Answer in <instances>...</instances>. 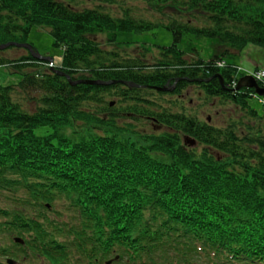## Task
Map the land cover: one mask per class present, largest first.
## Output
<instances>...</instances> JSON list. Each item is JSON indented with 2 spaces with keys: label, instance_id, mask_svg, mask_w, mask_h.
I'll return each instance as SVG.
<instances>
[{
  "label": "trees",
  "instance_id": "obj_1",
  "mask_svg": "<svg viewBox=\"0 0 264 264\" xmlns=\"http://www.w3.org/2000/svg\"><path fill=\"white\" fill-rule=\"evenodd\" d=\"M146 1L185 11L200 26L192 17L164 26L134 8L115 17L102 3L0 0V45L26 44L33 27L48 29L63 51L61 73L112 83L72 86L28 51L18 59L4 55L16 47L0 51V67L21 77L0 84V190L25 194L0 208V234L24 240L26 264H188L196 255L264 264V114L250 104L253 90L232 88L238 65L227 60L248 45L264 48V0ZM160 26L173 32L170 46L118 41ZM187 36L217 49L205 60L181 48ZM189 89L246 118L222 128L200 122L182 111ZM143 120L155 132H136Z\"/></svg>",
  "mask_w": 264,
  "mask_h": 264
},
{
  "label": "rangeland",
  "instance_id": "obj_2",
  "mask_svg": "<svg viewBox=\"0 0 264 264\" xmlns=\"http://www.w3.org/2000/svg\"><path fill=\"white\" fill-rule=\"evenodd\" d=\"M73 4L78 7H94L100 3L105 7V10H109L110 14L113 16H117V12L119 9H136L139 12L141 11L143 14V18L147 20H151L162 25H169V21L177 20L179 23L187 24L189 23L190 18L193 19L192 25L200 26L196 23L194 16L187 14L183 11L179 15L176 11L172 9L157 10L156 8H152L148 6L146 0H113L112 3H106L104 0H71ZM123 6V7H122ZM160 26L159 28L145 33L143 35H135L133 33L129 34H120L118 35V41L127 42V41H139L141 43H147L154 48H158L157 46L167 47L173 43V32L171 30L166 29V27ZM96 40L102 44L103 46L107 44L108 49H113V45L108 43V36L105 34H100L96 37ZM54 39L52 34L48 29H42L38 27H33L30 33V37L26 44L32 46L34 51L38 52L41 57L44 58L50 57L54 60V64H52L53 68H59L62 63V53L63 51L59 48H55L53 46ZM24 44V43H22ZM14 47V46H11ZM189 47H194L198 53V55L208 60L210 56L213 55L214 51L217 49L215 43L209 41L208 39H195L191 36H187L184 39V42L181 45V48L188 49ZM17 48V47H16ZM9 49V48H8ZM7 50V49H6ZM27 49L17 48L8 50L4 53V55L10 59H18L19 57L27 54ZM4 51V50H3ZM235 52V51H231ZM192 53V52H191ZM194 54H197L193 52ZM158 54V53H157ZM187 58L194 57L189 55ZM159 56V55H158ZM227 60H234L239 67L242 68L243 71L240 73H244L245 75H250L254 80L256 79L255 75L258 72H264V48H260L253 45H248L241 55H236L232 58H227ZM46 69L49 68L50 63L44 60H38ZM153 61L152 63H154ZM21 80V77L17 73H13L10 67H0V84L1 85H16ZM258 81V80H257ZM262 83V84H260ZM258 86L264 87V82L258 81ZM23 96V95H22ZM159 95H150V98L157 99ZM164 100L170 99V96H164ZM264 100V97L262 98ZM171 100V99H170ZM183 104L181 105L182 111L186 114L197 117L202 122H208L209 124L222 128L228 126L232 121L233 122H241L244 120V113L240 111V109L236 108L234 105H223L221 104L219 99H208L205 95L199 94L195 89H189L188 93L185 92L184 97L181 98ZM107 101H114L113 98H108ZM250 104L258 110L260 113H264V105L260 101V97L255 96L250 99ZM29 105H25L26 108ZM91 107H101V105L92 104ZM34 108V107H33ZM117 110H120L118 104H116ZM172 111L180 112V109H172ZM100 113V111L98 112ZM129 119V118H128ZM125 118H118L117 123L123 125L124 122L128 121ZM246 123H249V120H245ZM264 122L260 123L263 126ZM264 130V127H262ZM135 130L140 134H152L155 132L151 123L146 121H142L140 123L135 122ZM188 148L197 152L198 154L201 152L200 146L185 144ZM20 197H25L23 192L12 193L8 190H0V208H8L14 205L13 199H19ZM25 199V198H24ZM19 203V202H18ZM16 203V204H18ZM15 204V206H17ZM13 207V206H12ZM11 237V236H10ZM9 235L0 234V243L4 248H9V246H15L13 239H11ZM16 248V246H15ZM205 255L204 253H202ZM206 256V255H205ZM188 264H217L216 260L212 258L205 259L204 256H191ZM171 261V260H170ZM168 261V262H170ZM113 264V262H110ZM185 264L184 262H181Z\"/></svg>",
  "mask_w": 264,
  "mask_h": 264
},
{
  "label": "water",
  "instance_id": "obj_3",
  "mask_svg": "<svg viewBox=\"0 0 264 264\" xmlns=\"http://www.w3.org/2000/svg\"><path fill=\"white\" fill-rule=\"evenodd\" d=\"M11 46H14V47H17V48L27 49L31 53V55L37 60L52 61L51 58L41 57V55L38 52L34 51L32 46L29 45V44L8 43V44L0 45V51L6 50V49H8ZM52 71L54 73H57L58 75H60L62 77H66L68 82L72 86L78 85V84H85V85H110V84H112V83H104V82H101V81L98 82V81H90V80H81V81L73 82L69 76L64 75L59 70L52 69ZM129 85H130V87H134L133 84H129ZM242 88L254 89L255 93L257 95L264 97V88H260L258 86L257 82L250 76L243 77V78H241L239 80V83H238V86H237V90H241ZM155 90H157V91H165L164 88L163 89L155 88ZM185 142L189 143L190 145H194L196 143L195 140H193L192 138H189V137L185 138ZM16 242L23 243L21 239H16ZM8 263L9 264H13V261L9 260ZM108 264H110V262Z\"/></svg>",
  "mask_w": 264,
  "mask_h": 264
},
{
  "label": "flooded vegetation",
  "instance_id": "obj_4",
  "mask_svg": "<svg viewBox=\"0 0 264 264\" xmlns=\"http://www.w3.org/2000/svg\"><path fill=\"white\" fill-rule=\"evenodd\" d=\"M187 93H188V91H187ZM199 94H201V93H199ZM184 97V95H182V98ZM197 118V117H196ZM198 119V118H197ZM199 120V119H198ZM200 121V120H199ZM200 122H202V121H200ZM202 123H206V122H202ZM4 235H7L6 233H3ZM14 236L15 235H11V239H13L14 238ZM15 246H16V244H14ZM15 246H9V248H4V245L2 246V244L0 245V251H5V253L6 252H8V254L9 255H11V257H5V256H1L0 257V260H1V262L2 263H5V264H7V260L8 259H14V257L15 256H21L22 258H21V262L19 261L18 262V264H26L27 262H28V260H29V257H28V254H26L25 255V253H23V254H21V247L20 246H23V245H21V244H18V247L16 246V248H15ZM27 252V251H26ZM4 253V252H3ZM4 253V254H5ZM7 254V253H6ZM7 254V255H8ZM8 255V256H9ZM15 260V259H14Z\"/></svg>",
  "mask_w": 264,
  "mask_h": 264
},
{
  "label": "built area",
  "instance_id": "obj_5",
  "mask_svg": "<svg viewBox=\"0 0 264 264\" xmlns=\"http://www.w3.org/2000/svg\"><path fill=\"white\" fill-rule=\"evenodd\" d=\"M257 80H262L264 78V72H258L255 75Z\"/></svg>",
  "mask_w": 264,
  "mask_h": 264
}]
</instances>
